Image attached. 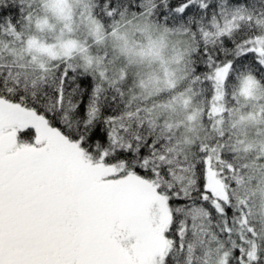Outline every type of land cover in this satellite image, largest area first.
Returning a JSON list of instances; mask_svg holds the SVG:
<instances>
[{
    "label": "trees",
    "instance_id": "16d2710c",
    "mask_svg": "<svg viewBox=\"0 0 264 264\" xmlns=\"http://www.w3.org/2000/svg\"><path fill=\"white\" fill-rule=\"evenodd\" d=\"M38 2L39 0H0V6L6 3L13 17L20 15L15 12L17 6L23 7L26 13L17 21L18 27L0 29V65L19 72L29 85L33 82H50L65 68L72 70L68 73L69 76L87 75L98 85L97 97L101 105L111 110L113 119L120 127L131 135L139 133L159 141L156 151L158 157L164 158L162 166L171 165L177 169L186 167L185 161L190 162L202 154L207 156L211 148L218 147L220 157L215 169L227 168L228 171L223 176L219 172L217 175L221 180L224 176L229 180H236V185L230 192L235 198L234 206L241 208V211L235 223L230 225L231 243L226 242L228 238L218 231L215 222L201 213L194 224L182 226L189 232L184 239L189 247L183 255L179 254L176 247L178 238L175 235L176 222L179 219L175 216L177 204L167 200L170 224L165 234L170 239L171 246L162 264H172L173 257L177 264H234L237 255L235 248L241 246L245 251H251L255 246L257 254L264 257V155L256 146L245 147L239 143L235 127L241 107L239 88L243 77L248 75L258 82L262 88L261 104L264 108V76L258 75L249 67L241 69L238 76L227 80L220 87L221 94L216 104V91L212 86L193 78V69L198 60L195 50L199 45L192 33L171 21L165 22L155 16L141 14L140 9L135 7L139 0H91V12L105 32L128 24L129 20L144 17L160 29L184 35L189 51L184 73L174 87L144 96L130 82L127 74H124V79L115 81L116 76L113 73L109 74L110 77L101 76L96 68L86 69L75 58L65 57L46 63L38 59L41 62H33L27 52L20 51L17 56L14 50H19L21 39L26 38L30 31L32 20L40 14ZM107 3L120 6L123 14L106 15L104 6ZM254 3L257 10L264 9V0H254ZM256 22L264 29V15ZM185 95L190 97L192 104L186 112H182L175 104V97L181 98ZM191 113H195L196 117L189 120L187 114ZM68 135L71 137L72 133L69 132ZM17 138L29 144L34 135L20 132ZM151 142L149 139L148 143ZM202 149H207V152L202 153ZM83 151L92 161L101 159L107 164L113 159L110 147L107 150L108 161L97 151L89 152L87 148ZM130 172L131 168L125 167L118 174ZM135 174L141 178L146 177L149 181L153 179L139 170ZM66 181L67 176L61 165L57 170L28 185L25 194L8 210L3 238L0 240V257L5 258L6 264H62L63 253L69 247L73 248L79 240L72 220L73 209L67 204ZM161 182L163 177L153 184L156 186ZM159 192L167 195L166 190ZM149 204L150 202L146 203L128 223L126 233L132 234L130 239H135L150 226L159 223L158 218H153L150 224L139 223ZM118 256L111 255L112 258L101 262L122 264L115 260Z\"/></svg>",
    "mask_w": 264,
    "mask_h": 264
},
{
    "label": "snow or ice",
    "instance_id": "6c2138e0",
    "mask_svg": "<svg viewBox=\"0 0 264 264\" xmlns=\"http://www.w3.org/2000/svg\"><path fill=\"white\" fill-rule=\"evenodd\" d=\"M135 7L143 15L171 21L192 33L199 45L193 78L211 85L214 91L245 67L264 76V29L256 22L264 15V9L257 10L254 0H139ZM104 10L109 16L123 14L120 6L111 3ZM15 12L20 15L13 17L6 3L0 6V29L18 27L17 21L26 13L21 6ZM0 69V240L6 213L25 194L28 185L57 170L65 160L79 163L84 148L97 151L108 161L110 147L113 159L102 165L103 175L113 176L129 167L132 174L139 170L153 178H140L146 183L163 177L156 190H166L165 199L177 204L175 235L179 254L183 255L189 247L184 243L189 232L182 226L194 224L201 213L215 222L218 231L228 238L227 243L232 242L230 225L241 211L234 206L235 198L230 192L236 180L227 176L221 180L216 175L219 172L223 176L227 168L213 169L210 157L203 154L185 161L186 167L162 166L164 158L158 157L156 151L159 141L139 133L131 135L120 127L111 110L101 105L98 85L87 75L69 76L72 70L65 68L50 82L29 85L19 72L3 65ZM24 122L25 126L16 132L34 135L31 150L9 158L5 155L8 133ZM201 152L206 153L207 149ZM82 174L86 179L94 176L87 169H82ZM118 190V182L112 181L94 191L107 197ZM235 252L234 264H264V257L257 254L255 246L251 251L236 247ZM0 264H4L2 259ZM172 264H177L175 257Z\"/></svg>",
    "mask_w": 264,
    "mask_h": 264
},
{
    "label": "rangeland",
    "instance_id": "374dc122",
    "mask_svg": "<svg viewBox=\"0 0 264 264\" xmlns=\"http://www.w3.org/2000/svg\"><path fill=\"white\" fill-rule=\"evenodd\" d=\"M38 8L40 14L32 20L19 50H14L17 56L24 51L31 61L40 59L42 63L75 58L86 69L96 68L101 76L110 77L113 73L115 81L124 79L127 74L144 96L174 87L184 73L189 51L185 36L160 29L144 17L105 32L92 15L91 0H39ZM220 94L219 88L215 93L216 104ZM261 98L262 88L258 82L244 76L239 88L240 113L235 120L238 142L245 147L256 146L264 155ZM175 101L182 112L192 104L187 95L176 96ZM187 115L189 120L196 117L195 113ZM25 123L16 124L8 133L10 140L5 145V155L9 158L31 150V143L17 138L16 130ZM40 135L43 138V134ZM207 156L215 169L220 157L218 147L211 148ZM62 165L68 180L65 183L67 204L73 209L72 220L79 237L73 248L63 253L62 264H99L112 258L111 255H119L115 260L122 264L163 263L171 246L165 234L170 216L165 195L156 190L155 184L146 183L132 172L105 176L102 167L105 163L101 159L92 161L83 150L79 163L65 160ZM82 169L91 171L94 176L86 179ZM112 181L118 182L119 190L115 193L101 197L94 191ZM148 202L149 208L139 223L150 224L153 218H158L159 223L130 239L132 234L126 233L128 223ZM0 259L6 264L5 258Z\"/></svg>",
    "mask_w": 264,
    "mask_h": 264
}]
</instances>
